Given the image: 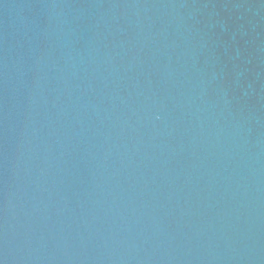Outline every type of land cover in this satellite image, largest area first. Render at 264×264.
<instances>
[{
    "label": "water",
    "instance_id": "obj_1",
    "mask_svg": "<svg viewBox=\"0 0 264 264\" xmlns=\"http://www.w3.org/2000/svg\"><path fill=\"white\" fill-rule=\"evenodd\" d=\"M0 264H264V0H0Z\"/></svg>",
    "mask_w": 264,
    "mask_h": 264
}]
</instances>
